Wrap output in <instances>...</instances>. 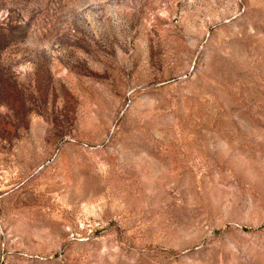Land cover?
<instances>
[{
	"label": "rangeland",
	"instance_id": "obj_1",
	"mask_svg": "<svg viewBox=\"0 0 264 264\" xmlns=\"http://www.w3.org/2000/svg\"><path fill=\"white\" fill-rule=\"evenodd\" d=\"M0 264H264V0H0Z\"/></svg>",
	"mask_w": 264,
	"mask_h": 264
}]
</instances>
